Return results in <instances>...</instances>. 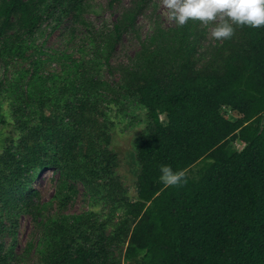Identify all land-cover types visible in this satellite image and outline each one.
<instances>
[{
  "label": "trees",
  "instance_id": "1",
  "mask_svg": "<svg viewBox=\"0 0 264 264\" xmlns=\"http://www.w3.org/2000/svg\"><path fill=\"white\" fill-rule=\"evenodd\" d=\"M82 1L0 0V40L6 44L33 35L45 2L66 7ZM112 2L118 5L120 0ZM129 22L127 14L112 25L110 51ZM200 23L189 20L159 34L155 48L134 60L123 86H118L123 96L146 109V127L134 149L135 199L126 196L114 152L104 146L85 155L87 192L95 197L104 192L112 206L124 210L117 229L86 234L74 221L68 224V235L45 245L43 264H120L117 251L123 238L127 239L123 260H133L132 264H264V26L234 25V35L209 49L208 60L197 64L190 58ZM109 56H102V64L111 74ZM86 82L78 85L80 97H65L61 105L79 128L95 123L97 104L106 100L99 83L91 78ZM222 106L239 116L227 119ZM41 120L54 124L58 144L76 147L73 139H65L56 118L42 112ZM38 124L32 127L34 140L48 143ZM100 134L109 142L105 133ZM229 141L243 146L227 152ZM38 154V145L29 138L0 154V233L6 227L4 215H9L15 231L18 212L37 201L32 180L56 164L55 157H49L38 165ZM164 164L184 170L186 182L165 186L159 180ZM0 264H6L1 254Z\"/></svg>",
  "mask_w": 264,
  "mask_h": 264
},
{
  "label": "rangeland",
  "instance_id": "2",
  "mask_svg": "<svg viewBox=\"0 0 264 264\" xmlns=\"http://www.w3.org/2000/svg\"><path fill=\"white\" fill-rule=\"evenodd\" d=\"M167 9L162 0H83L75 6L55 7L45 2L40 7L41 21L31 36L21 35L8 43L0 40V108L4 124H0L4 148L19 147L26 138L38 145L39 164L55 157L56 164L47 166L32 180L30 186L38 191L33 206L19 211L11 228L9 215H4L5 230L0 233L1 256L6 264H43L42 251L52 239L68 235V224L79 221L89 234L113 233L124 210L109 203L104 192L95 197L84 187V178L89 177L85 155L94 149L106 146L119 159L118 173L127 189L126 196L136 197L134 149L146 127V109L118 86H123L124 75L134 60L152 51L159 34L175 29L178 25L167 18ZM129 14L130 22L121 33L119 42L108 46L112 25ZM220 20L198 25L191 60L197 64L207 61L213 47L222 40L211 36L212 27ZM108 41V42H107ZM109 54L111 74L102 64V56ZM203 54H207L204 56ZM100 84L106 100L97 104L93 114L95 123L78 127V122L69 121L62 108L65 97L78 98L82 91L78 85L87 84L86 79ZM118 84V85H116ZM61 102L60 106L51 105ZM42 105V106H41ZM222 115L234 120L239 115L229 107L222 106ZM54 117L65 139H73L76 147L65 142L58 144L52 122L41 120V113ZM160 120L165 123V116ZM45 131L48 143L34 140L32 127ZM264 126V119L262 122ZM109 138L105 142L101 134ZM98 135L96 138L95 136ZM49 136V140H48ZM62 148L58 150V146ZM242 144L229 141L227 152L239 151ZM88 171L90 169L87 168ZM120 220V221H119ZM127 239L118 247L120 264H132L123 260Z\"/></svg>",
  "mask_w": 264,
  "mask_h": 264
},
{
  "label": "clouds",
  "instance_id": "3",
  "mask_svg": "<svg viewBox=\"0 0 264 264\" xmlns=\"http://www.w3.org/2000/svg\"><path fill=\"white\" fill-rule=\"evenodd\" d=\"M167 9V18L178 26L189 20L201 23L220 20L211 30L216 40L229 39L234 35L235 26L257 28L264 26V0H162ZM159 180L165 186L186 182L184 170H173L170 165L160 166Z\"/></svg>",
  "mask_w": 264,
  "mask_h": 264
}]
</instances>
